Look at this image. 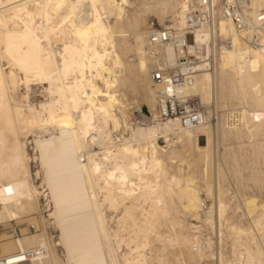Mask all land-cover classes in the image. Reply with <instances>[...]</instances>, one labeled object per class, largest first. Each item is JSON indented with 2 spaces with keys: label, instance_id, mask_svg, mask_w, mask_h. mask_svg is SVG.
<instances>
[{
  "label": "bare ground",
  "instance_id": "obj_1",
  "mask_svg": "<svg viewBox=\"0 0 264 264\" xmlns=\"http://www.w3.org/2000/svg\"><path fill=\"white\" fill-rule=\"evenodd\" d=\"M135 1L0 0V225L30 221L0 235V264H264V201L229 192L202 106L264 103V0ZM146 11L160 27L140 31ZM151 54L190 78L156 85ZM160 92L197 97L199 121L163 119Z\"/></svg>",
  "mask_w": 264,
  "mask_h": 264
},
{
  "label": "rangeland",
  "instance_id": "obj_2",
  "mask_svg": "<svg viewBox=\"0 0 264 264\" xmlns=\"http://www.w3.org/2000/svg\"><path fill=\"white\" fill-rule=\"evenodd\" d=\"M138 1L140 0H136L134 5H138ZM126 9L128 11L132 10L129 7H127ZM145 14L142 17L143 18L142 23L139 26L140 31L146 32L148 29L147 25L148 23L149 25H151V22H153L155 28L160 27L158 18L152 11L151 12L146 11ZM127 34H128V36L126 37L127 44L133 45L134 41H133V38L131 37L132 32L130 31ZM119 50L121 51V53L122 52L125 53L123 50V46H120ZM124 57L129 60V63L133 62V61H130V59H132L133 57L132 52H128L124 54ZM132 82H133V89L131 90L129 89L126 91V98L128 100V104L135 103L141 106L142 101H145L144 93L141 90V87H139L138 82H135V80H132ZM248 84H250V81H248ZM257 95L259 96L257 92H251L250 88H248L247 94L245 95L246 97L240 94L239 92L225 93L223 98L219 102H217L216 106L212 107L213 109L210 106H204L202 103L201 104L203 106L204 111L211 110L209 111L210 118H211L210 124H212V129H214L213 131L214 134L212 133V142H211V154H212L211 158L213 160L221 159L220 160L221 162L219 161V163L225 175V185L227 188L230 189L229 192L238 190L240 193H248V194L252 193V194H255L257 197H259V199L264 201V156H263L264 155V138H263L264 137V120L262 117L259 118V121L257 123H254L251 120L255 116V114L264 111V103L260 99V96L258 98ZM194 98L198 100L197 97H194ZM217 110L219 114L217 113ZM241 116H243V118H242V121L240 120L239 122L238 118ZM225 117H228V118H225ZM224 121L225 122L228 121V123L230 122L234 123V125H236L234 131L233 129L228 130L227 124H225ZM144 122L145 124L149 126V128L150 126L155 125L153 123V119H151V121H149L148 123H146L145 120ZM156 125L155 126L157 127V129L159 128L161 131H165V130H169L172 127L171 126L172 122L169 121V123L163 126L158 125V124ZM223 131H227V132H223ZM232 134L234 135V137ZM161 141L162 139L158 140V143L159 145L161 144L162 146V144L164 145V143H162ZM29 149L30 147L28 148V151L29 153H31ZM31 169L34 172L35 167L32 165ZM34 182L35 184H38L37 180L36 181L34 180ZM227 184H229V186ZM34 215L36 216V214ZM26 222H30V221L28 220H23V221H18V222L11 221L7 223V224H10L9 226H7V224L5 226L0 225V235L3 234L7 236L9 235V233L11 234L12 231L8 229L10 226H13V231L15 232V234H18L19 229L24 228L25 226H28ZM28 229L30 230V232H33L34 230L33 226H29ZM45 229L47 233H49L52 236H55L57 234L56 231L51 227V225L48 224V222L45 225ZM40 231H42L41 227H40Z\"/></svg>",
  "mask_w": 264,
  "mask_h": 264
},
{
  "label": "built area",
  "instance_id": "obj_3",
  "mask_svg": "<svg viewBox=\"0 0 264 264\" xmlns=\"http://www.w3.org/2000/svg\"><path fill=\"white\" fill-rule=\"evenodd\" d=\"M154 25V24H153ZM189 39V41H188ZM151 42L166 43L171 40L169 29H161L156 34H151L149 37ZM186 41L191 42L190 34L186 35ZM152 61L150 62V77L152 81L159 86L164 87L166 91L183 84L190 78L191 70L188 67L186 58L181 59L179 65L169 66L161 60H157L151 54ZM160 115L163 119H168L174 115H179L183 120L197 123L200 119L201 107L194 98H186L184 101H179L172 95L167 93H158ZM162 103V105L160 104Z\"/></svg>",
  "mask_w": 264,
  "mask_h": 264
}]
</instances>
